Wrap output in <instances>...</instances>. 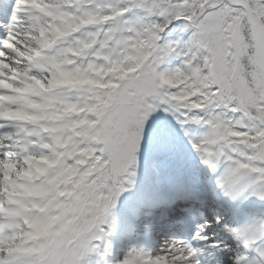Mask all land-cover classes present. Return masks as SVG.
Returning a JSON list of instances; mask_svg holds the SVG:
<instances>
[{"label":"snow or ice","instance_id":"6c2138e0","mask_svg":"<svg viewBox=\"0 0 264 264\" xmlns=\"http://www.w3.org/2000/svg\"><path fill=\"white\" fill-rule=\"evenodd\" d=\"M20 2L15 0L13 13ZM137 11L143 13L137 16L141 28H130L129 37L122 33L114 37L109 31L100 44L108 43L106 51H113L127 39L147 40V54L139 63L130 60L124 65L128 70L125 79L110 77L114 87L110 99L105 97L107 106L89 116L94 123L91 139L82 141L80 136L68 134L72 139L65 140L66 155L60 164L73 170L79 167V175L67 198L57 201L58 211L32 218L49 224V234L31 243H16L10 229L19 224L0 221V264H99L88 257L96 253L103 258L110 252L108 243L101 250L98 242L115 232V222L109 216L126 190V181L135 175L138 149L150 116L161 108L176 118L202 163L217 174L216 185L223 195L236 201L248 192L264 202V0H128L123 15ZM100 12L107 21L113 10L109 6L105 11L101 4ZM115 12L119 15V10ZM13 13L7 22L0 21V57L11 54L12 44L23 55ZM85 15V24L95 19L92 14ZM177 24L180 33L189 34L186 41L164 37L166 31L176 32ZM10 37H15L11 44ZM172 56L180 57L182 66L162 68ZM192 123L206 126L207 133L193 134L187 127ZM7 131L0 127V203L8 191L7 170L13 167L12 161L21 156L32 159L24 154V145L9 140ZM242 132L249 134L243 147ZM48 147L45 144V153ZM89 148L94 152L83 164L79 151ZM29 219L20 222L26 235L30 234ZM216 221L221 222L219 217ZM205 226L199 225L194 239H208ZM223 230L238 242L236 248L224 246L232 264H264V216L239 226L224 224ZM257 243L261 247L256 248ZM18 247L27 251H16ZM253 248L255 256L244 251ZM202 252L180 239L157 253L130 249L116 264H133L138 257L148 258L149 264H203Z\"/></svg>","mask_w":264,"mask_h":264},{"label":"rangeland","instance_id":"374dc122","mask_svg":"<svg viewBox=\"0 0 264 264\" xmlns=\"http://www.w3.org/2000/svg\"><path fill=\"white\" fill-rule=\"evenodd\" d=\"M20 3V6L18 4L15 5L17 17L15 36L22 37V39L17 41V44L22 45L21 51L23 55L17 51V45L12 44L11 54H5L0 59V65L3 66L0 68V118L9 116L20 119H36L37 117L39 118L40 113L34 115V112L41 111L40 107L42 106L45 109L42 117L52 119L53 124H48L44 126L45 128L30 133L22 121L16 124L7 120H0V127L9 130L5 133L9 140L24 145V154L32 156L30 161L24 159L23 156L13 160V167L7 170L9 176L7 192L11 191L17 199L13 202L7 201L12 207L11 211L8 212L9 214H5L1 208L2 204H6L5 199L0 203V221L8 218V223L19 224V227L10 229L14 234V242L16 243L28 240L29 236L33 234L31 219L26 225L30 233L28 235L24 232L25 225L20 223L22 221L20 220L21 216L27 212L28 202L32 197L31 195H33L32 193H36V190H32V185L51 187L52 191L47 195L49 197L53 195L56 188L60 190L68 187L69 191L66 194L62 191L58 193L57 198L54 200V203L57 204L60 198L66 199L71 193L77 179L75 176L79 175V171L60 164V161L66 155L65 148L67 144L65 140L70 141L72 139L68 135L69 128L65 126L66 122H64L67 121L64 120L65 117L63 116L64 102L75 100L81 105L85 103L94 104L97 96H100L101 102L96 106L95 113L102 111L106 107L108 99H110V90L114 87L110 77L121 74L124 76L123 79H125L128 75V70L124 65L130 60L132 64L139 63L148 50L147 40L141 43L134 38L127 39L124 44L116 46L113 51H106L109 48L108 43L100 44V41L104 40V34L109 31L113 32L114 37L119 36L121 33L124 37H129L131 36L130 28L133 26L141 28L142 24L137 21V16L143 15V13L138 11L131 12L128 16H123L122 20H119L117 15L109 16L107 21L102 18V13H100L91 26L85 27L69 36L57 37V35L62 36L61 33L65 26V18L63 19L59 13H74L69 11V9L79 8L78 4L69 3L68 0H21ZM45 5L48 6L45 7ZM96 27H100L98 34L94 32ZM85 37L88 38L87 40L91 39L92 45V48L87 51L81 50L80 47L81 40ZM14 38H9L10 44ZM44 44H47V47H42ZM61 45H64L62 47L71 46L69 48L71 52L62 55L67 63L70 64L68 67V80H70L71 87L68 88L66 85L59 87L60 95L62 96L59 103L52 100H48L44 105L38 101L34 102L32 100L34 99L33 92L50 90L56 84L52 72L54 63L56 62L55 65L60 63L55 61V59L60 48H57V46ZM79 49L83 52L79 53ZM97 51L100 53L99 55L96 54ZM105 57H108V59L105 60ZM53 59L54 62H52ZM101 61L103 62L101 63ZM105 65L110 66L106 67ZM7 85H11V87H7ZM106 96H108V99H105ZM153 113L152 122L160 128L159 114L158 112ZM163 118L175 121V117L172 115ZM77 121L82 122L79 117L76 119ZM189 129L196 135H204L208 131L206 126H193ZM242 133L243 139L249 135L247 132ZM57 137H60L59 143L56 142ZM45 144L49 145L47 153L44 150ZM240 146L243 147L241 143ZM173 148H178V144H175ZM192 151L195 150L192 149ZM93 152V149L85 151V153H90L91 156ZM194 154L199 157L196 151ZM137 156L139 160L145 157L142 151L138 152ZM56 160H59V164L55 163ZM35 164L37 165L35 166ZM204 166L206 165L203 164L201 166L200 163L199 169H205ZM207 168L208 166H206ZM18 173H24L26 178L25 186L22 189L11 187V179L18 178L20 176ZM210 173L213 172L211 171ZM55 177L57 178L56 182H54ZM249 197L251 198V196ZM44 206L43 203L35 204L36 208L34 211H38ZM51 212L56 211L53 210ZM32 221L34 222V219ZM18 248H16V251ZM124 255L120 254L115 257L112 263L116 264V261Z\"/></svg>","mask_w":264,"mask_h":264},{"label":"bare ground","instance_id":"6f19581e","mask_svg":"<svg viewBox=\"0 0 264 264\" xmlns=\"http://www.w3.org/2000/svg\"><path fill=\"white\" fill-rule=\"evenodd\" d=\"M20 4V3H18ZM56 164H59V160H56L55 162ZM158 164H161V162L157 159H152L150 165H142L140 168H138L137 170H135V175H133L130 178V183L126 182V190L124 192H122L117 200V204L115 206V208L112 209L111 214L109 216V220H112L115 222L116 228H115V232L113 233L116 242L114 243L113 240H109L107 239V241H101L98 242L100 243L101 248L103 249V245L104 243H111L114 245H117V241L119 239L120 234L121 235H128L130 233H132L131 231L126 230L123 228L124 226L126 227L127 225L130 228H135V226L139 225L138 219H146L149 220L151 218L154 217L153 214L149 213V209L144 208L143 205L139 204V195L142 193L143 190H141L144 187V183L145 181H147L148 179H150L153 175H159L162 173V171H156L158 169ZM174 168H176V166H171V170ZM173 171V170H172ZM175 172V171H173ZM24 176L20 175V179L21 181H23ZM195 178H197L195 176ZM57 178L55 177L54 182H56ZM180 187H177L176 190H174L176 193H179L178 197H175V200H161L159 199V206H161V210L162 213L160 214V216L155 217L154 220L159 223V228L160 231H158V233H163V232H171L173 231L174 228H171L170 230H167L168 226V221L170 219H180L179 216L182 215L183 211L187 210L188 213H191L197 217L202 216V214L204 212H206V210H204V206L201 203H197V202H193L189 199H196L198 200L196 197L198 195L195 194L196 190L191 189L189 192L185 193L182 189H179ZM60 191H62L63 193L67 191H69V188H63L58 190L56 188V190L54 191V194L52 195L51 199L49 200V202L46 203V205L39 209L34 215V217H36L37 215H39L40 217H43L46 213H51V211H58L57 207H56V203H54V200L57 198L58 193H60ZM173 195V194H172ZM171 195V196H172ZM60 197V196H59ZM58 197V199H59ZM173 198V197H172ZM52 201V202H51ZM131 201V202H130ZM199 201V200H198ZM128 202L133 205V206H138L140 209V213H133L130 216V220L129 222H127L125 220L126 217V212L127 210L125 209V207L128 205ZM165 207V209H163V207ZM183 220V219H181ZM212 223V221H208V225H210ZM212 223L210 225V227H213ZM216 225V224H215ZM33 229H34V234L32 236L29 237L28 242L31 243L33 241H38L44 237H46L48 235V228L50 229V225L44 222H37V223H32ZM128 233V234H127ZM160 240L154 242H150L149 246H146L147 250H151L153 253H157L159 251H161L162 249H165L169 244L172 243V239L163 241V238L161 239V237L159 238ZM175 240H179L177 238H173ZM184 240L188 241V239ZM202 243V244H201ZM238 243V242H237ZM196 246L203 249V252L201 254V260L203 262V264H232V260H226V258L224 256H222V254L220 252H218L217 250H215V248L209 246V245H205L203 244V242L196 240L195 242ZM261 247V245L259 243H257L256 248ZM256 248H253L251 250L245 249L246 252L248 253L249 256H255L256 253ZM23 249V248H22ZM27 251V249H24ZM113 251V250H111ZM115 251V249H114ZM21 252V249H20ZM107 256V255H106ZM106 256H104L103 258H101L100 256H98L96 253H92L90 254V256L88 257V259H91L92 261L96 262L99 261V264H106ZM217 258V260L215 262H213L212 258ZM146 264H149V260L148 258L145 259Z\"/></svg>","mask_w":264,"mask_h":264},{"label":"trees","instance_id":"16d2710c","mask_svg":"<svg viewBox=\"0 0 264 264\" xmlns=\"http://www.w3.org/2000/svg\"><path fill=\"white\" fill-rule=\"evenodd\" d=\"M91 5L92 8L89 10L87 13L92 14L96 16L98 13V10L100 11V5L102 4L104 6V10L108 11L109 6H111V9L113 10L112 14L116 13L115 10H126L128 7V0H99V3L97 0H87ZM109 3V4H106ZM88 19V15H84L82 20ZM81 20L80 24L85 25L83 21ZM92 19L91 21H93ZM182 23V22H180ZM177 31L176 34H179V24L176 25ZM63 81V79H62ZM91 109V112L89 111ZM68 110H70L71 113H77L78 112V107L76 104L69 105ZM93 112L92 107H88V114H91ZM94 128V123L93 122H86L84 125L83 124H78L75 127V132L78 136L82 138V141H89L91 139V131Z\"/></svg>","mask_w":264,"mask_h":264},{"label":"clouds","instance_id":"9594fccd","mask_svg":"<svg viewBox=\"0 0 264 264\" xmlns=\"http://www.w3.org/2000/svg\"><path fill=\"white\" fill-rule=\"evenodd\" d=\"M185 2H187V0H185ZM69 11H71V12H75L76 9H75V8H72V9H69ZM192 11L194 12L195 10L193 9ZM69 19H71V17H69ZM37 74L39 75V73H37ZM34 167H35V166H34ZM37 170H39V169H37ZM9 195L11 196V195H13V193H10ZM174 242H175V240L172 241V243H174Z\"/></svg>","mask_w":264,"mask_h":264}]
</instances>
